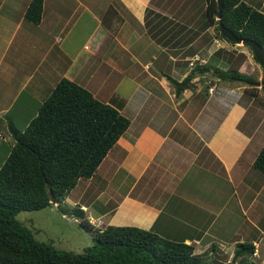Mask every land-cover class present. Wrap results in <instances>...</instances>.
I'll return each instance as SVG.
<instances>
[{
    "label": "crops",
    "instance_id": "obj_1",
    "mask_svg": "<svg viewBox=\"0 0 264 264\" xmlns=\"http://www.w3.org/2000/svg\"><path fill=\"white\" fill-rule=\"evenodd\" d=\"M8 1L0 0V167L15 142L14 131L25 130L61 78L70 77L98 98L113 74H119V87L108 101L100 100L117 107L130 126L95 174L81 178L63 201L68 214L62 216L80 218L94 229L111 224L171 233L170 228L176 239L192 244L210 235L211 228L224 232L222 215L229 210L228 221L235 219L242 202L247 204L238 215L242 226L264 235V175L252 167L264 146V94L256 85L261 79L248 84L220 80L212 73L228 64L209 52L214 28L204 24L205 0H176L170 2L172 10L168 0H116L124 13L115 0H74L83 12L64 23L59 12L46 16L45 0L38 24L25 19L30 0ZM93 3L97 8L107 4L104 9L113 4L122 15L118 34L105 47L113 49L106 61V54L98 57V52L109 33L91 10ZM254 5L264 11V0ZM91 19L102 25L97 39L100 28L88 30ZM161 33L165 37L159 42ZM141 37L159 48L152 61L144 59L150 46L136 42ZM93 40L97 48L87 52ZM196 54L211 63V72L196 73L177 93L172 78L182 81L205 65H189ZM103 64L106 74L94 93L85 80L92 81ZM258 69L262 67L253 54L239 68L252 76ZM211 78L216 82L205 88ZM233 192L236 202L229 207L226 195ZM181 221L184 225L178 228ZM252 243L261 247L258 241Z\"/></svg>",
    "mask_w": 264,
    "mask_h": 264
},
{
    "label": "trees",
    "instance_id": "obj_2",
    "mask_svg": "<svg viewBox=\"0 0 264 264\" xmlns=\"http://www.w3.org/2000/svg\"><path fill=\"white\" fill-rule=\"evenodd\" d=\"M44 1H30L25 11L27 21L41 22ZM205 1V26H213V38L231 42L221 33L217 1ZM120 5L124 13L126 9ZM119 10L110 4L100 18L109 33L104 44L115 34L114 24L122 19ZM221 21L238 37L264 47V11L259 7L246 0H225ZM212 37L209 35V39ZM213 54L222 55L228 64L225 70L212 71L220 80L248 84L255 81L239 70L246 58L243 52L233 53L220 47ZM211 66L208 63L195 67L182 81L172 78L176 92L188 87L196 73H210ZM130 122L117 107L101 101L70 77L59 80L25 130L14 131L15 142L0 167V264L220 263L216 258L209 262L207 252L196 253L195 246L183 238L172 239L153 228L129 225L110 224L103 229H91L93 244L82 252L60 250L37 239L32 228L17 219L23 211L63 202L81 178L95 174ZM253 166L264 175V146ZM62 210L63 214L67 213L64 207ZM81 226L89 229L85 223ZM215 247L216 243L210 248ZM236 252L235 263L252 264L256 247L251 242H240Z\"/></svg>",
    "mask_w": 264,
    "mask_h": 264
},
{
    "label": "rangeland",
    "instance_id": "obj_3",
    "mask_svg": "<svg viewBox=\"0 0 264 264\" xmlns=\"http://www.w3.org/2000/svg\"><path fill=\"white\" fill-rule=\"evenodd\" d=\"M10 1L11 0L8 1L9 5H11ZM27 1H29V0H27ZM175 1L176 0H168L167 4L169 6V9L175 8L173 4L170 5V2L174 3ZM246 1L249 2L250 4L254 5L257 2H260L262 0H246ZM114 3L118 7V9L122 10L123 7L120 5V3L118 1L115 0ZM91 5L94 8V10L93 9H91V10L95 11L97 13V17L99 16L101 18L102 14L106 10L104 8L107 6V4H105V6H103L102 8H97V3H93ZM46 10H47L46 16L50 15L54 12H59L62 15V16H59V19L62 20V23H64V21H66L67 19L68 20L70 19V21L72 22L73 20L79 18V16L83 12V7H81V6L77 7V2L74 0H48V2L46 3ZM43 11H44V9H43ZM42 16H43V14H42ZM55 16H57V15H55ZM82 16L88 18L89 16L91 17L92 14L85 13ZM133 22H134V19H133ZM96 25H98V26H96ZM121 25L122 24L120 23V21L118 23L116 22L114 24L115 34L113 36H110V39L107 42V44H104V46L99 50L98 57L106 54L105 61L109 58L108 54L113 49H111V51H110V50L105 49V47L109 46L108 44L112 40H114V37H115V35L118 34V30L120 29ZM94 27L96 29L100 28V31H98V33L95 36L97 39V38H99L100 32H101V34L103 33L102 25L99 22V19L98 20L91 19V22L88 24V30H92ZM210 28H211V30H213L212 29L213 27H210ZM207 34L210 35V33H207ZM213 34H215V32H213ZM164 35H165L164 33L158 34L157 39L159 40V42H160V38L162 39V37ZM210 37H211V35H210ZM135 38H136V34L133 33L132 39H135ZM214 39L215 38H213V41L215 42V44L212 47V49L209 50V52H215L216 48H220L222 46L225 49L228 48L230 51L232 50L233 53L234 52H243L240 49L245 50L246 53L243 52L246 56L244 61L247 60L248 56L252 57V54H251L252 52L250 51L249 47H247L246 45H242L239 43H232V42H228V41H224V40L216 41L217 39L216 40H214ZM136 40H137L136 42H138L139 44L143 43V44H146L147 46H150L149 48H147V51L145 53V55H148V56H145L144 59H151V61H152V55L155 54L156 51H159L158 50L159 48H157L156 45H150L151 41L147 37H141V38H138ZM227 45H228V47H226ZM87 48H88L87 52L94 51L97 48V40H93V41L89 42ZM119 51L120 50H118V52ZM111 54H112V52H111ZM163 56H164L163 58H165L166 55H163ZM125 57H126V59L130 58L127 55H125ZM219 57H222V55H220ZM114 58L116 59V57H114ZM106 68H107V65L103 64L102 69L99 71V73L96 75V77L92 81L87 82V80H85L86 85L94 93L97 91L98 85H100L103 82L104 76L106 74V73H104ZM248 70L251 71V69L249 67H248ZM260 70H262V69H260ZM260 70L258 69L256 74H254L253 76L251 74L247 75V73H246V75L249 78L262 80L263 75H262V71H260ZM114 73H117V72H114ZM86 79H88V78H86ZM121 79H122V77H120L119 74H113L111 80L107 83L105 89H103L101 91V94H100V96H98V98L101 100L108 101V99H109V97H111L113 91H115L119 87ZM215 82L216 81L214 80V78L212 80H207L206 82H204L205 88H208L209 86L213 85ZM261 92L264 94L263 89H261ZM113 101H115V100H113ZM210 131H212V129ZM252 167L254 170H256L254 166H252ZM226 180H228V179L226 178ZM233 181L236 182L235 179H233ZM226 183H228V181H226ZM235 184L237 185V182ZM225 188H226L225 191L227 194V189H228L227 184H226ZM230 195L233 196V200L230 199ZM237 197H238V195H237ZM227 200L231 201V203L229 204V207L234 202H236L235 197H234V192L232 194L226 195V201ZM241 205H242V207H241L242 210H244V206H246L247 204H244L241 202ZM63 207H64L63 202H60L59 204L55 203L54 207H51V208H45V209H40V210H35V211H23L17 216V219L20 220L21 222L25 223L30 228H32V230L35 232L34 234L36 235L37 239H39L41 241L49 242L54 247H56L60 250L72 251V252H82L85 247L93 244L91 229H94V228L89 226L85 222L80 221L81 219L77 218L75 216H72V217L70 216L71 218H68V219L65 216H62V213H63L62 208ZM237 207H238V205H237ZM241 208L238 207V209L234 212V216H236V218L230 219V221H228V217H227L229 210H226L224 212V215H222V218H223V216L225 217L224 220L222 222H219V223L224 225L226 230L224 232H222L221 229H219V228H218V230H220V231H216V230H214V228H211L209 230V232H210L209 234L211 236L207 235L199 243L198 242L192 243L195 246V252L196 253L207 252V255L209 256V258H208L209 262L213 258H216L220 262L219 264H237V262L235 263V260L238 261V259H236L237 258V252H236L237 243L245 242V240L248 239V241L251 243H252V241H258L259 244L261 245V247L255 246L256 252L251 257V259L253 261L252 264H264V235L262 236V234H261L262 232H260V234H257V230H255V228H253L252 226H248V225L242 226V224H241L242 221H240L239 217H238V215H242L241 214ZM94 214L97 215L96 213H94ZM86 215H87L86 217L89 219V214L87 213ZM67 217H69V215H67ZM76 218H77V220L74 221ZM225 220H227L228 222H226ZM88 222H89V220H88ZM183 222L184 221H181V223H180L181 225H178L179 226L178 228H180L182 225H184ZM83 223H85L89 229H86L85 227L81 226ZM170 227H172V226H170ZM215 229H217V228H215ZM169 231L171 233L164 232L163 233L164 236L168 233L167 234L168 237H170L172 239L177 238V236L172 235L173 231L170 228H169ZM214 243H216V247L213 250L210 247ZM260 248H261V250H260Z\"/></svg>",
    "mask_w": 264,
    "mask_h": 264
},
{
    "label": "water",
    "instance_id": "obj_4",
    "mask_svg": "<svg viewBox=\"0 0 264 264\" xmlns=\"http://www.w3.org/2000/svg\"><path fill=\"white\" fill-rule=\"evenodd\" d=\"M216 1L218 4L219 27L222 35L231 42L239 43L251 47L256 57V60L259 62V64L263 69V78L262 80L257 81L256 85H259L262 89H264V47L251 39H242L238 37L233 31H231L228 27H226L224 23L221 21L225 0H216Z\"/></svg>",
    "mask_w": 264,
    "mask_h": 264
},
{
    "label": "built area",
    "instance_id": "obj_5",
    "mask_svg": "<svg viewBox=\"0 0 264 264\" xmlns=\"http://www.w3.org/2000/svg\"><path fill=\"white\" fill-rule=\"evenodd\" d=\"M190 63L189 65L191 67H195L196 66V62H199L200 64H205L207 61L202 58L199 54L194 55L191 59H189ZM213 87L209 88V91H212Z\"/></svg>",
    "mask_w": 264,
    "mask_h": 264
}]
</instances>
